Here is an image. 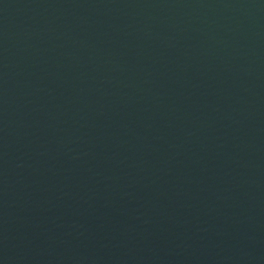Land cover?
<instances>
[{
    "label": "water",
    "instance_id": "obj_1",
    "mask_svg": "<svg viewBox=\"0 0 264 264\" xmlns=\"http://www.w3.org/2000/svg\"><path fill=\"white\" fill-rule=\"evenodd\" d=\"M0 264H264V0H0Z\"/></svg>",
    "mask_w": 264,
    "mask_h": 264
}]
</instances>
